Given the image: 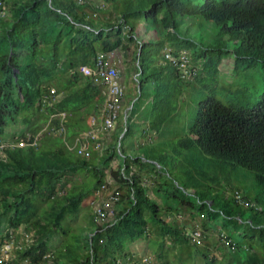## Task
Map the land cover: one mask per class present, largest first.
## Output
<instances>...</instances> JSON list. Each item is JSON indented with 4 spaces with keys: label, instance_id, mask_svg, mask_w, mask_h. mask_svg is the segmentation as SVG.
<instances>
[{
    "label": "trees",
    "instance_id": "16d2710c",
    "mask_svg": "<svg viewBox=\"0 0 264 264\" xmlns=\"http://www.w3.org/2000/svg\"><path fill=\"white\" fill-rule=\"evenodd\" d=\"M0 3V140L8 144L0 155V249L4 242L13 244L12 257L6 260L0 253V264H132L139 259L128 248L144 239L160 250L161 259L166 239L201 248L186 236L188 226L179 218H163L176 214L201 219L207 230L222 225L237 233L243 223L264 243V91L254 102L247 87L219 85V66L227 57L233 58L235 76L264 64V0H127L122 11L118 0ZM102 3L112 6L109 16L119 9L114 23L109 16L104 23L94 18L102 13ZM143 18L156 27L140 23ZM187 20L214 24L215 39L205 43L202 36L196 38L183 29ZM149 30L156 35H148ZM130 47L138 86L124 108L134 106L125 123L124 115L118 120L106 152L84 158L77 141L91 130L90 121L106 99L95 83L98 57ZM166 48L176 57L190 52L200 66L191 67L193 79L183 78L179 67L164 58ZM219 89L225 100L216 97ZM184 95L193 114L172 153L167 148L154 153L146 144L139 155L134 119L142 100L150 102L148 130L160 134L186 106ZM62 113L65 131L52 136L53 128L61 129ZM19 124L25 130L9 142L7 129ZM27 138L25 147L17 146ZM116 159L121 163L113 168ZM241 169L255 180L254 196L233 185L235 178L241 180ZM145 178L157 182V196L163 192V199L173 203L161 207L152 199ZM103 186L121 194L115 221L72 233L71 222L83 202L98 196ZM31 233L30 244L26 237ZM218 233L228 240L224 246L230 252L239 248L231 235ZM261 261L255 254L246 264Z\"/></svg>",
    "mask_w": 264,
    "mask_h": 264
},
{
    "label": "rangeland",
    "instance_id": "374dc122",
    "mask_svg": "<svg viewBox=\"0 0 264 264\" xmlns=\"http://www.w3.org/2000/svg\"><path fill=\"white\" fill-rule=\"evenodd\" d=\"M87 0H78L79 3H84ZM120 2H122L121 7H120V11H122L124 9V3L127 0H118ZM101 8H102V13H99L97 16H94V18H98L99 20L102 21V23L105 22V17L109 16V14L113 11L112 6L108 5V4H101ZM112 8V9H111ZM103 11H107V13L105 12V14L103 13ZM120 11L118 8H116L114 10V13L119 15ZM112 13L113 16H109L111 22H115L117 19V15H115ZM103 18L105 20H103ZM202 21V20H201ZM140 23H142L143 25H147L149 26L151 29L155 28L156 26L154 24H152V22H148L146 21V19H141ZM182 27L183 29H188L191 30L192 32L196 33V38L199 39V37H201L202 41H205V43H210L215 39V35L217 33V28L214 26V24L209 25L206 22L202 23H198V21H194V20H187L182 22ZM185 30V31H186ZM152 31V32H151ZM154 33L156 35V32L154 30H149V33ZM208 40H210V42H207ZM200 47V46H199ZM134 51L135 49L133 47H130L127 51H123V50H117L116 52L113 53V55H111V61L116 65V67L120 70L121 72V82L122 85L125 86V93H126V104H127V95L128 94H132L135 95L136 94V88L138 86L137 81H136V75L135 73H133L131 71V69L134 67V62H133V58H134ZM190 55V52H188ZM232 57V56H231ZM231 57H227L225 58L220 66H219V81H220V87L223 88V86H228V85H232L235 82V85L237 87H247L253 94V101L256 102L258 99V96L264 91V64L261 63H257V65L252 68L251 70H244L241 72V74L235 76V73L233 74V68H234V61L233 58ZM235 59V58H234ZM197 67L196 69L200 68V66H196L194 60L192 59V56L190 55V67ZM194 76V75H193ZM201 87V86H200ZM224 92L223 89H219L216 97L219 99H226V96H224L222 93ZM199 94V93H198ZM201 98V97H200ZM183 101H185L184 104V108H181V110L179 112H177V114H175V118H173V120H170L162 129V131L160 132V134H154L153 131L151 132V135H156L153 140L151 141V144L148 145L150 148L153 147L154 149V153H158V152H162L165 151V149L167 148V151H169V153L171 152L172 149V145H174V141L177 140L182 137L184 135L183 130L189 126V124H187L186 122L188 119L189 115H192V106L189 105L190 102V98L188 95H184L183 96ZM260 99V98H259ZM258 99V100H259ZM129 108V107H128ZM128 108H124V113L122 114V116L124 115V119L123 122L125 120V115L128 112ZM149 108H150V102L148 100H142V103L140 105V109L138 114L136 115L134 121L135 124L136 123H141V125H145L149 119L148 116V112H149ZM130 112V111H129ZM128 112V113H129ZM121 118V117H120ZM138 121V122H137ZM117 125H115L114 128H116ZM25 130L24 125L19 124V125H15L13 128H9L7 129V135H11L10 137H8V141L9 142H13L14 137L13 135H15V137H19L22 135L23 131ZM144 131H146V129H144ZM62 133L61 130L55 129L53 128L51 131V134H53L52 136H61L60 134ZM180 135V136H179ZM150 136V135H149ZM136 137V135H135ZM143 138H139L134 139V143L135 144V148L138 147H143L144 145H146V141L149 140L148 138V133L147 134H143L142 135ZM114 139V138H113ZM104 140V139H103ZM102 140V142H103ZM39 139H36V143H38ZM138 145V147H137ZM109 144L102 143V148L99 151H95L96 153L99 152L101 155L106 152L107 148H108ZM98 154V153H97ZM0 155H3L2 153H0ZM115 160L111 167L113 168H117L118 163L116 164ZM237 175V173H233L232 176L235 177ZM238 175L241 176V180H237L236 178L233 180V185L236 187H239L242 192H248L249 194H251V196H254L256 194L255 192V188H254V179L252 174H249L247 171L245 170H239L238 171ZM111 177V176H109ZM177 177H179V175L177 174ZM76 178V181L81 182V179ZM110 180V184L112 185V179L109 178ZM145 183L147 185V187L150 188L149 190V196L152 199H156L157 203L161 206H164L166 204H168V200L167 199H163V197H165V194H163V192L158 196V198L156 197V194L154 193V187L156 186L155 183H157L155 180H150L149 178H145ZM73 183L70 182L68 184V186H71ZM68 190L70 189L69 187L67 188ZM115 189H106L105 191H103L102 193H100L101 196H93L88 198L87 200H85L81 206V211L78 215V217L74 218L71 222V226H72V233L74 234H78L82 231V229H85L84 231L88 230L89 228L91 229L93 224H97V225H103L105 223L102 224V221H96V219L93 217L94 216V204L96 205V203L102 202L103 199L108 198V196L114 192ZM170 203H173V200H169ZM94 206V207H93ZM146 216L150 219L151 218V214L149 212L146 213ZM248 216H251V214H248ZM174 218H177V214L176 215H172L171 219H169V221H172ZM151 220V219H150ZM190 217H187L186 219H183L181 221V223H183V225H187L188 227H190L189 229H192L195 224L199 223L200 227H201V232L203 234V237L201 238V240L199 241V245L201 248L196 247L193 244H188V243H183V242H177V243H173L172 241H167L166 247L167 250L165 252V256L160 259L159 261L161 262H156V259L154 256H151L148 254V252H146L147 250L145 248L148 249L149 247V240H141L136 246H134L136 249V255H140L139 254V249L141 254H146L149 255L150 257H152V259L155 261V264H165L166 262L168 264H232V261L234 259L233 264H246L248 258L250 255L254 256L255 254H257V256L260 258L261 264H264V243L260 241L259 238V233L244 227L243 223H240L239 225H237V233L233 232L231 229H227L222 225H219V227L215 228L217 230H207L202 226V223L200 222L201 220L197 218V221H189ZM97 222V223H96ZM218 225V224H217ZM187 227V228H188ZM219 230V231H218ZM225 232V234L227 235H231V238L233 239V241H235V243L239 246V248L235 251V252H230L229 248H226L224 245L228 244V240L222 239L220 237V234L218 232ZM232 231V232H231ZM246 232V234L249 235H257L254 239L253 238H242V234L243 232ZM13 233V231H12ZM24 233V232H23ZM22 232H16L15 234L17 236L19 235H24ZM16 237L14 234H12V237ZM32 236L33 234H28L27 235V241L31 244L33 242L32 240ZM241 237V239H240ZM21 237H16V239L21 240ZM22 241V240H21ZM5 246L1 248V254L4 256V258L10 259L12 253V249H10L9 251H7L9 248L6 246L8 245V241L4 242ZM132 247V246H131ZM153 247V246H152ZM244 247H248L250 248V250H246ZM154 249V247H153ZM204 249V250H203ZM207 252V254L209 255V257L214 260V263L209 262L205 257L204 254ZM5 254L7 256H5ZM135 256V258L139 259L140 257ZM145 256V255H144ZM143 257V256H142Z\"/></svg>",
    "mask_w": 264,
    "mask_h": 264
},
{
    "label": "built area",
    "instance_id": "2783aa9c",
    "mask_svg": "<svg viewBox=\"0 0 264 264\" xmlns=\"http://www.w3.org/2000/svg\"><path fill=\"white\" fill-rule=\"evenodd\" d=\"M111 55H113V53H110L109 55L102 54L98 57L95 83L101 87L103 95H105L106 99L102 113L95 115L91 119V130L83 135L84 137L82 140L77 141L79 145L77 152L84 158H90L93 151H99L102 148V136L108 135L114 129L118 120L124 113L126 89L121 82L122 76L120 70L111 61ZM163 56L168 62L179 67V71L181 72L183 78L193 79L194 74L190 72L191 68L189 69L190 58L187 51H182L180 55L176 57L172 54L170 49L166 48L163 51ZM55 94V89H52L51 95ZM55 99H58V95L55 96ZM60 118L62 121L60 130L64 132L65 126L63 123L66 121V114H60ZM29 141L30 138H27V141L22 140L17 144V146L25 147ZM33 144L35 145L37 143L34 142ZM7 145L8 144L3 143L0 140V153L4 154V149ZM106 189V186H103L102 190L98 192V197L101 196L100 193ZM120 197V192L115 190L108 196V198L103 199L102 202L96 203V205L94 204V218L96 221H102V224H110L115 221L116 207L120 201ZM237 197L238 199H241V196L238 193ZM177 218L182 220L184 216L178 215ZM186 236L199 243L202 238L200 225L198 223L195 224V227L192 228L190 232L186 233ZM221 237L224 239V236L221 235ZM12 245L13 244L10 243L6 245L9 248L7 251L12 249ZM5 256L7 255L5 254ZM1 258H4L2 254ZM7 258L4 259L8 260ZM132 264H154V260L150 256H144L141 260L139 259L137 262H132Z\"/></svg>",
    "mask_w": 264,
    "mask_h": 264
},
{
    "label": "crops",
    "instance_id": "0c3cea01",
    "mask_svg": "<svg viewBox=\"0 0 264 264\" xmlns=\"http://www.w3.org/2000/svg\"><path fill=\"white\" fill-rule=\"evenodd\" d=\"M62 98V94H60V95H58V99H61ZM104 106L105 105H103V107H102V109H101V111H100V113H102V111H103V109H104ZM91 122V121H90ZM138 122V121H137ZM124 123H125V120H124ZM146 124L145 125H141V123H136L135 124V127H136V137L134 138V139H136V141H137V139H139V138H143L144 139V137H142V135L143 134H147L148 133V138H149V140L148 141H146V144H148V145H150L151 144V141L153 140V138L156 136V135H151V132L148 130V125H149V120L147 121V122H145ZM144 129H146V131H144ZM115 128L108 134V135H105V136H102V139H104L103 140V144H105V143H107V144H111L113 141H114V132H115ZM154 134H156V133H154ZM150 135V136H149ZM134 143V142H133ZM137 147H138V145H137ZM134 148V147H133ZM138 154L139 155H142V151L140 150V147H138ZM98 153V152H97ZM100 156H102L100 153H98ZM117 161H116V164L118 163V164H120L121 163V161H120V159H116ZM118 166V165H117ZM156 197L158 198V196L156 195ZM159 199V198H158ZM156 202H157V200L156 199H154ZM161 207H164V206H162L161 205ZM165 217L166 218H169V219H171V217H169V216H167V215H165V216H163V218L165 219ZM187 217H189L188 215H186V216H184V218L183 219H186ZM169 219H167V221H169ZM182 219V220H183ZM166 220V219H165ZM181 220V221H182ZM201 220V219H200ZM201 222V221H200ZM190 227H188V228H185V230H184V232H185V234L186 233H188V232H190V230L191 229H189ZM214 230H217V229H215V227H213V230L212 231H214ZM219 231V230H218ZM217 231V232H218ZM157 233L156 232H153V238H156L157 239ZM167 241H170V240H168V239H166ZM167 241H166V244H167ZM140 241H138V242H135L134 244H132V245H130L129 246V248H128V252L129 253H131V254H133V255H135V256H137L136 255V249L137 248H135L134 246H136L138 243H139ZM174 243V242H173ZM149 245V247H148V249L147 248H145L147 251L146 252H148V254L149 255H151V256H154L155 257V259H156V262H161V261H159L161 258L159 257V255H157V252L158 251H160L159 249H157V247H155V246H153L154 244H151V243H149L148 244ZM132 246V247H131ZM154 247V249H153V247ZM167 248L168 247H166L165 246V251L167 250ZM139 254L140 255H138L137 257H140V258H142V256L144 257V255L146 256V254H141V252H140V249H139ZM149 255H147V256H149ZM139 258V259H140ZM158 264V263H157Z\"/></svg>",
    "mask_w": 264,
    "mask_h": 264
},
{
    "label": "water",
    "instance_id": "95a60500",
    "mask_svg": "<svg viewBox=\"0 0 264 264\" xmlns=\"http://www.w3.org/2000/svg\"><path fill=\"white\" fill-rule=\"evenodd\" d=\"M134 106V102L130 105V107L128 108V112L133 108ZM128 112L125 115V121H127V116H128ZM123 136V135H122ZM122 138V137H121Z\"/></svg>",
    "mask_w": 264,
    "mask_h": 264
}]
</instances>
